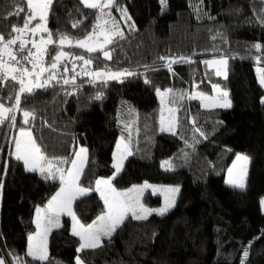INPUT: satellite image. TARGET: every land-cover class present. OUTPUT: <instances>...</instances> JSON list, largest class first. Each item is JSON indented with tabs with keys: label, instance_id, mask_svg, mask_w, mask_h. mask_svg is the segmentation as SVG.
Listing matches in <instances>:
<instances>
[{
	"label": "trees",
	"instance_id": "1",
	"mask_svg": "<svg viewBox=\"0 0 264 264\" xmlns=\"http://www.w3.org/2000/svg\"><path fill=\"white\" fill-rule=\"evenodd\" d=\"M116 3L126 8L135 29L108 46L111 60H105L99 52L89 54L68 46L64 49L96 57L93 67L108 64L114 70L129 69L134 75L106 85L89 82L81 75L77 78L81 85L78 89L53 81L55 86L37 89L22 106L35 108L33 135L49 157L71 159L80 146L88 149L83 186H94L96 179L113 175L116 142L126 126L123 120L130 119L137 130L130 139L132 154L113 180L114 186L126 188L148 181L180 185L181 189L176 205L164 215L154 214L146 220L128 216L110 239L104 238L101 247L78 255L86 264H241L242 260L244 264H264V87L256 71L257 66L264 67V52L251 47L255 43L264 45V3L167 0L166 9L159 0ZM21 5L24 0H0V32L6 37L13 25L23 26L25 13L5 18ZM113 10L117 13L116 8ZM97 14L80 0H54L48 29L54 38L57 33L82 38L92 31ZM77 21L82 23L73 28ZM257 55L262 57L260 62L255 60ZM161 56L191 57L194 63H173L170 72L167 62L158 59ZM221 56L228 59L227 78L207 73L202 63ZM64 63L71 68V60ZM145 65L156 70H148ZM59 71L63 73V68ZM215 82L228 90L233 103L230 108L205 109L200 100L188 98L195 90L212 93ZM157 88H171L177 94L175 103L169 102L171 95L167 98L170 107L177 109L175 133L161 131L163 105ZM66 90L73 94L67 95ZM11 91V85L2 88L0 96L6 98ZM101 92L102 98L95 99ZM181 92L187 93L183 99L178 98ZM16 117L17 128L28 127L22 123L21 112ZM195 127L201 128L206 138L194 132ZM17 128L7 122L0 126V255L13 264L15 256L23 258L24 264H75L66 257L81 241L72 234L71 217L67 215L60 217L61 226L49 235V260L39 262L26 256L28 236L36 229V208L47 204L59 190L60 181L26 170L22 161L10 155ZM237 154L250 159L245 188L225 181ZM165 159L172 162L171 170L162 169ZM144 202L160 205L161 196L148 191ZM73 207L84 223L92 222L104 211L96 192L78 198Z\"/></svg>",
	"mask_w": 264,
	"mask_h": 264
},
{
	"label": "snow or ice",
	"instance_id": "2",
	"mask_svg": "<svg viewBox=\"0 0 264 264\" xmlns=\"http://www.w3.org/2000/svg\"><path fill=\"white\" fill-rule=\"evenodd\" d=\"M203 0H201V3ZM264 3V0H261ZM54 0H24V5L18 6L15 12H9L5 18L12 16L23 17V26L13 25L7 37L3 32H0V89L6 88L9 85L12 91L7 97L0 96V126L5 122L10 127L17 128L16 113L21 112L23 116V125L17 128L18 136L13 138L14 152L10 153L17 161H22L28 171H39L44 179H59L60 187L56 193L51 196L47 204L41 208H36V231L28 236V245L26 256L31 257L35 261L45 262L49 260L47 249V237L53 227H60V217L67 215L71 217V230L74 236L79 237L81 243L77 248V252H83L86 249H96L102 246L103 238L110 239L112 234L131 216L136 220H146L153 213L164 215L175 204L176 194L179 193L178 186H157L144 182L142 185H133L124 191L118 190L113 180L123 168V161L128 155H131L129 144L125 137L121 136L117 141L115 151L113 152L114 173L108 178H98L94 182V186H83L81 177L84 173V166L88 159V149L80 146L78 151L72 153V158L66 157H49L46 150L38 143L34 137L32 125L36 120L35 108H25L22 105L28 100V97L34 96L37 89H46L47 87L59 84L70 86L72 89L81 87L77 83V78L83 75L89 78V82L100 83L106 85L108 81L122 82L121 78L134 75L129 69H113L108 64L102 67L94 65L96 57L92 55H81L72 51H65V45L69 48L76 47L83 49L86 53H102L105 60H111V49L109 45L117 42V39H125L124 31L120 28L119 22L115 17L111 16V9L116 8L121 14V19L127 23L131 20L128 16L126 8H121L116 0H80V3L88 9L95 10L97 23L93 25L91 32L87 33L82 38L69 37L65 33L54 34L46 27L48 14ZM162 9L167 8V0H159ZM108 9L109 11H105ZM197 7V11H198ZM264 12V9L261 10ZM108 17L112 21V27L108 28ZM264 21V16L261 17ZM103 21V23H101ZM35 22V23H33ZM81 21H77L72 25L77 27ZM130 29H135V25L128 24ZM47 34L46 36L43 34ZM101 37L103 39L101 40ZM215 39V37H213ZM30 44V47L28 45ZM257 52H264V45L255 43L251 46ZM72 61L71 68L68 67L65 60ZM161 61H166V66L172 72L173 63H194L191 57H158ZM262 57L257 55L255 60L260 62ZM79 63L80 71L76 68ZM208 68H215V76H224L227 78L226 69L227 59L223 56L202 61ZM63 68V73L59 71ZM148 70L155 71L156 69L145 65ZM71 72V75H67ZM259 73V82L264 86V68H257ZM173 75L175 73L173 72ZM53 81L55 84H53ZM145 83H150L145 79ZM199 87L198 84L194 85ZM212 89L216 92L215 95H208L204 92L192 93L188 98L199 99L201 106L205 109H214L217 107H230V102L227 101L228 92L221 91L218 84H212ZM67 95L73 94L66 90ZM157 96L161 99V104L165 105L167 98L171 95L170 103H175L177 94L173 89L168 88L161 91L156 89ZM103 93H98L95 99H101ZM187 95L186 92L179 93V99H183ZM7 100L9 103H6ZM264 102V100H262ZM169 113L168 117L164 116V111ZM177 109L172 107H162L160 113L161 131H170L175 133V129L179 123L176 115ZM193 125L196 124V119L193 118ZM46 126L48 122H44ZM127 127V125H126ZM194 132H198L201 136L205 133L199 127L194 128ZM206 138V136H205ZM194 147V145H189ZM249 157L242 154H237L232 166L228 168L227 183L244 188V177L246 176L247 163ZM70 164V167L63 166ZM6 167V165H5ZM162 167L166 170H171L173 164L171 161H164ZM235 174V175H234ZM2 187V185H0ZM151 188L154 193L160 192L164 195V204L159 208L146 207L142 202V195L145 189ZM92 192L99 193L100 199L104 204V211L96 217L92 223L85 224L80 221L74 211V202ZM264 205V199L261 200ZM11 255V254H10ZM245 259L248 256V251L243 253ZM0 264H13L5 256L0 255ZM14 264H24L23 258L14 257ZM75 264H86L81 256L75 257ZM244 264V261H241Z\"/></svg>",
	"mask_w": 264,
	"mask_h": 264
},
{
	"label": "rangeland",
	"instance_id": "3",
	"mask_svg": "<svg viewBox=\"0 0 264 264\" xmlns=\"http://www.w3.org/2000/svg\"><path fill=\"white\" fill-rule=\"evenodd\" d=\"M105 11H109L108 9H106ZM111 11V16H113V17H115V19L119 22V26H120V28L124 31V34H125V36L127 35V33H128V30H130V28L128 27V24H133L134 23V21L132 20V18H131V20H129V21H127V23H125V21L123 20V19H121L120 17H121V14H120V12L119 11H117V13L113 10V8L110 10ZM127 14H128V16H130V14L127 12ZM131 17V16H130ZM104 20H108V24L106 25V27H108V28H110V27H112V21L111 20H109V18L108 17H105L104 18ZM33 23H35V22H33ZM97 23V20H96V22H95V24ZM101 23H103V21H101ZM135 25V24H134ZM46 27L48 28V24L46 23ZM43 35H47L46 33L45 34H43ZM103 39V37H101V40ZM117 40H119V39H117ZM66 47H67V43H66V45H65ZM65 51H67V49H64ZM110 54H111V56H112V52H110ZM220 58V57H219ZM225 59H227V57H224ZM210 59H213V58H210ZM218 59V58H217ZM67 60H70V59H67ZM227 61H228V59H227ZM206 67V66H205ZM222 67V70H226V72H227V74H228V63H227V66H226V69H224L223 68V66H221ZM258 67H260V68H264L263 66H257V68ZM257 68H256V71H257ZM206 69H207V73H211L212 75H215L214 74V72H215V68H208V67H206ZM257 76H258V80H259V73L257 72ZM219 77H221V78H223L224 76H219ZM214 84H218L219 86H220V90L221 91H227L228 92V90L226 89V88H224L223 86H221V84L219 83V82H215ZM264 87V86H263ZM195 92H203V91H199V90H195V91H193V93H195ZM204 93H206V92H204ZM206 94H208V95H215L216 94V92L213 90V92L212 93H206ZM227 101L228 102H230V107L233 105V103H232V100H231V98H230V96H229V92H228V96H227ZM199 100V99H198ZM262 100H264V95L262 96ZM201 103V102H200ZM163 107H165V108H167V107H170L169 106V104L167 103V100H166V104L165 105H163ZM230 107H220V108H230ZM120 112V111H119ZM120 114V113H119ZM168 115H169V113L165 110L164 111V116L167 118L168 117ZM124 121V123H125V125H127V127L126 126H123L122 128H121V133H120V135H119V137H118V140H120V138H121V136H123V137H125V139H126V141L128 142V144H129V150L131 151V154H132V150H131V148H130V139H131V137L133 136V134H135L136 132H137V130H136V126L134 125V122L132 121V120H123ZM131 124H133L134 126H133V128H131ZM177 130V127H176V129H175V131ZM18 136V135H17ZM117 140V141H118ZM117 143V142H116ZM116 147V146H115ZM115 151V150H114ZM242 155H245V154H242ZM130 155H128L127 157H126V159L129 157ZM247 156V155H246ZM126 159H124V161H123V164H124V162H125V160ZM234 160H235V158H234ZM233 160V161H234ZM164 161H170L169 159H165V160H163L162 161V164H163V162ZM232 161V162H233ZM232 166V163L230 164V166L229 167H231ZM249 166H250V159H249V161H248V163H247V166H246V168H247V171H246V176L244 177V184H245V187L247 186V181H248V176H249ZM162 169H165V167H162ZM166 170V169H165ZM235 175V174H234ZM103 178H108V177H103ZM228 180V171H227V175H226V180L225 181H227ZM145 182H148V181H145ZM144 182H142V183H140V184H136V185H142ZM149 184H151V185H157V186H160V185H163V186H178L179 187V192H180V189H181V186L180 185H170V184H159V183H152V182H148ZM226 184H228V185H230V186H233V185H231V184H229V183H227L226 182ZM0 185H3V182L0 180ZM116 187V186H115ZM132 186H130V187H126V188H118V187H116L118 190H120V191H124V190H126V189H128V188H131ZM233 187H235V186H233ZM244 187V188H245ZM239 188V187H238ZM148 191H151L154 195H159V196H161V203H160V205H148V204H146L145 202H144V196H145V194H146V192H148ZM178 194L179 193H177L176 194V198H175V204H174V206L176 205V202H177V199H178ZM1 197H2V187H0V200H1ZM141 199H142V202L145 204V206L146 207H149V208H159V207H162L163 206V204H164V195L162 194V193H160V192H156V193H154L153 192V190L151 189V188H149V189H145V191H144V193H143V195H142V197H141ZM262 199H264V196H262V198H261V200ZM173 206V207H174ZM261 206H262V211L264 212V205H262L261 204ZM39 207H44V206H39ZM173 207H171L169 210H171ZM101 214V213H100ZM99 214V215H100ZM155 213H153L152 215H154ZM157 215V214H156ZM151 216V215H150ZM149 216V217H150ZM35 220H36V212H35V216H34V223H35ZM82 223H84V222H82ZM90 223H92V222H90ZM85 224H89V223H85ZM103 240H104V238H103ZM47 249H48V246H47ZM48 253H49V250H48ZM71 256V255H70ZM69 256V257H70ZM72 257V256H71ZM66 260H69L67 257H66Z\"/></svg>",
	"mask_w": 264,
	"mask_h": 264
},
{
	"label": "crops",
	"instance_id": "4",
	"mask_svg": "<svg viewBox=\"0 0 264 264\" xmlns=\"http://www.w3.org/2000/svg\"><path fill=\"white\" fill-rule=\"evenodd\" d=\"M168 102V101H167ZM170 106V105H169ZM79 149V148H78ZM78 151V150H77ZM87 162V161H86ZM86 164V163H85ZM85 167V166H84ZM43 208V207H42ZM60 223H61V220H60ZM55 228H57V227H53L52 229H51V231L53 230V229H55ZM35 231H36V229H35ZM34 231V232H35ZM51 231L49 232V234H48V237H47V246H48V238H49V235H50V233H51ZM33 232V233H34ZM70 255L72 256H70V257H68V261H70V262H75V257L76 256H78V252H77V249L76 250H73L71 253H70Z\"/></svg>",
	"mask_w": 264,
	"mask_h": 264
}]
</instances>
